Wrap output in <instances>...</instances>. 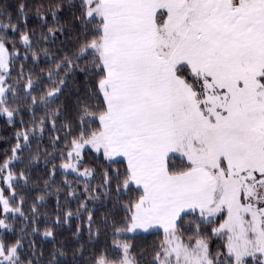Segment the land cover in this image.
<instances>
[{
	"label": "snow or ice",
	"instance_id": "1",
	"mask_svg": "<svg viewBox=\"0 0 264 264\" xmlns=\"http://www.w3.org/2000/svg\"><path fill=\"white\" fill-rule=\"evenodd\" d=\"M0 264H264V0H0Z\"/></svg>",
	"mask_w": 264,
	"mask_h": 264
}]
</instances>
